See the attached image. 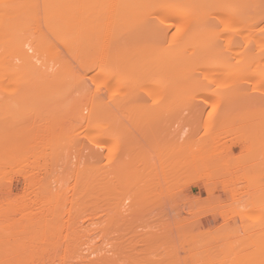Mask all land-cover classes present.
Here are the masks:
<instances>
[{
	"label": "rangeland",
	"instance_id": "1",
	"mask_svg": "<svg viewBox=\"0 0 264 264\" xmlns=\"http://www.w3.org/2000/svg\"><path fill=\"white\" fill-rule=\"evenodd\" d=\"M0 1L4 3V5H2L3 3L1 4L0 2V15H2L9 9L11 0ZM16 1H19V5L16 4ZM16 1V8L22 7L20 4L22 2H26V4H28L27 2H32L31 7L30 4L29 7L26 6L27 8H34L32 12L33 19L31 18L32 20H30L27 18L29 22L27 19L24 20L22 18L25 23L21 21L23 25H18L19 27L21 26L20 29L22 27L25 29V25L27 24V30L25 29L26 32H21V34L25 33L23 36H26V42L34 46V50L31 49L32 51L29 50L28 53L32 55L31 57L29 54L30 58H33L32 60H34L35 66H41L40 68L44 70L41 71V73H45L46 71L45 75L50 74V77L52 76L51 73L53 74L56 70L60 69L61 71L64 69L63 71L69 73L68 76L70 78L66 74L65 76L67 79L65 78V80H63L61 78V84L59 83L60 80L54 82L56 78L54 79L53 75L54 80L52 83V77L46 79L48 80L45 81L47 84L40 81L42 79H40L38 83L35 82L36 84H40L38 85L40 87H38L35 83H31L34 76H31L32 78L28 76L25 81H29L33 85L35 84L33 90L34 94L39 90L42 93L38 92L37 94L43 96L40 95V97L36 94L23 99L19 97L25 96H19L18 99L20 100H17L14 97V92L22 88V80L17 79H20L19 74L22 75L24 72H19L16 69H18V67L20 68L21 65L23 67L22 62L24 63V61H22L21 58V60L19 59L17 50L14 48V50H12L10 47L7 49L8 46L5 47V44H7L5 38H0V44H3V46L0 45V57L3 61L9 60L7 62L9 64L11 61V63L15 64H10L11 66H15V72L7 76L9 79L6 77V80L4 79L5 81H2L3 83L0 82V211H5L4 218L0 222V264H237L239 260L240 262L238 264H251L254 261L255 263H261V257L262 260L264 258V112L261 111V107L257 106V108H260L259 110L261 112L259 110L253 111L251 105H249V108L247 105L245 106L242 103H237L240 106H236V110H231V108L233 109L235 107L230 106H228L229 109H227L226 105L228 102H226V95L221 92L222 94H220V97L222 99L225 96V98L222 99L224 101L222 102L217 95L216 97L219 98H214L215 102H211L213 105L211 103L208 106L206 105L207 110H205V114L203 113L204 115L202 118L198 117L197 113L194 114L189 111H186L188 113L184 114L181 110H178V113L172 112L174 108L172 109V107H169V109L171 108L172 110L166 109V111L168 110V114L165 112L168 116L165 115L164 112L161 113L164 116L162 122L159 120L160 127L157 123L154 124V120L151 121L154 115L149 112L148 114L151 115V119L149 120L150 116H147L148 114L146 115L144 112L145 109L142 111L141 108L138 109L141 110L138 111L140 114L136 113L137 109L135 111L132 110L135 112L132 114L133 117L131 116L132 121H130V119L128 120L130 116L127 117L125 113L120 114L117 112L122 117L121 119V117L114 112L117 115L115 119L118 118L117 122L119 121V123L116 124V122L112 121V124L110 122L111 119L114 120V117H111L113 116L112 113L106 110L107 112L104 111L106 115H99L101 110L99 113L97 112L99 110L95 106L96 104L91 103L90 96H87L85 93L79 94V91L77 92L79 88L76 87V81L80 78V75L85 73V71H82L80 63H78L79 57L77 59V56H79V53H77V46L74 45L69 47L71 49L74 47L77 52L74 53L75 50L69 51L66 45L63 44L65 41L63 42L62 39L58 37L55 38L48 28V21L46 20L45 23V0ZM12 2L14 1L12 0ZM228 2L231 3V6H235V1L229 0ZM228 2L227 4L229 5ZM24 6L23 3V7ZM231 6L228 7L230 11H232L231 13L237 16L240 12L239 14L241 16L239 15L236 18L229 12L226 13L225 11L226 14L222 12L224 14L223 16L229 14L233 19L235 18L232 20L229 16H226L227 18L223 17L220 11L217 12L220 17L213 13L215 15H213L212 18H215V21L219 19L218 24L220 23L222 25V29L232 25L236 27L241 24L247 25L244 22L251 20L250 16H247L251 14L249 13L250 10L255 12L256 10L261 11L264 9V0H251L250 5H248L250 7L249 14L240 11V8H236L237 5L234 8ZM228 8H226V10H228ZM32 9L30 11H32ZM232 9H234V11ZM105 17H107V14ZM236 19L239 22H236ZM107 22L108 19L103 23H106V25L111 23V21ZM225 24L228 25L226 26ZM259 24L260 22L254 24L255 28L252 30L257 31L259 28H264L263 21L262 24H260L261 26ZM255 25H257L258 28ZM242 26L243 25H241V27ZM252 30L250 31L252 32ZM246 31L247 29L242 31L241 36L245 37L244 33ZM178 32L179 28L174 27L170 35L174 37ZM248 34H250L249 30L246 32V36ZM15 36L25 42V39L23 40V37L18 31L15 33ZM70 37L74 38L77 37V35ZM104 38L105 37H103V40L106 41V38ZM57 39L63 43H60ZM71 39L70 41L73 40ZM95 40L94 45L97 46L98 44L99 50H97L101 53L93 48L92 54H95L94 52L97 51L96 55L100 57L99 60L101 61L104 54H108L110 50H106V45H104L106 42L102 40V37L99 43H96ZM69 45L72 44L69 43ZM26 48H28V46H26ZM103 50L107 53L103 52ZM76 53L78 54L77 56ZM101 54H103V56ZM19 55L21 57V54ZM97 56L96 58L93 57L96 59L93 61L98 63L99 60ZM188 56L185 58L186 60L190 59ZM263 58L264 57H262V60ZM134 60L133 63L136 62L137 59L134 58ZM29 62L31 64L33 63V61ZM260 66L264 68L262 64H260ZM260 66V69L256 67L258 71L256 69H254V71L256 70L259 74L261 73V76L263 75L262 72L264 69L261 70L262 68ZM22 67L20 69H22ZM68 69L70 71H68ZM95 69L93 73L87 76L84 74L86 76L84 80L87 81L86 84L88 83L87 86H89L88 88L90 90H95L94 92L98 93L100 88V92H102H99L100 95H102L101 97H103L104 101L106 100L109 102V97V100H107L105 95L107 93L108 96L109 91L106 87H100L99 84L103 80L100 81L102 78L100 75L102 74L100 72L101 70L98 71L99 67ZM210 70H207L209 75L213 70L215 72L210 76L206 73L205 77H202V80L207 76H209V78L203 81L204 83L206 81L208 82V80L209 83H211L210 81L212 79L213 82L219 84L221 82L216 81V79L220 80L223 78V86H226L228 83V85H230V83L238 81L237 78L240 80V75H238L239 77L236 76V80H234L233 76H230L228 73H226L225 76L224 71L217 72L212 68ZM57 73L59 74L60 72L57 71ZM95 73L99 74L97 75ZM219 73L223 76L221 77ZM94 74L96 76L100 75L98 81L95 79L96 76L94 77L95 82L94 79H92ZM255 74L253 78L247 77L248 74L247 76L245 75L248 81L246 80L247 82L245 81L243 84L248 83L250 85L254 83L252 80L255 79ZM13 75L15 77L17 75L18 77H16V80L12 81L10 76L14 78ZM61 75L63 74L61 73ZM77 75L78 78L76 79ZM229 76L230 78L232 77V82H229L231 80ZM60 77L58 76V79ZM227 78L228 82H226ZM249 78H251V82ZM256 78V80H261L259 75H257ZM243 79H245V77ZM241 81L239 82L242 83ZM63 82L69 83L66 84ZM102 82L105 85L104 81ZM30 83L29 86L31 85ZM48 83L50 85H48ZM55 83L57 84L55 85ZM60 84L62 86L64 84L66 87H59ZM69 84L71 86H69ZM141 84L143 83L138 85ZM138 85L137 88H139ZM144 85L146 88H152L149 89L152 95L149 91L145 92L146 88ZM144 85H141L143 88L140 87L142 91L145 90V93H142V95L146 94L145 96L151 98L150 101L147 98L149 102H147V100L145 101L149 104L152 103V106L155 105V107L156 101L159 102L161 100H159L157 94L161 95L160 98L162 97L163 99L167 97L164 95L165 93L167 95L170 94V91L172 93L173 90H175V87L172 89L170 84L169 89L165 88L167 90L166 92L163 88L164 85L161 84H156V88L155 84L153 86H150L148 83ZM259 85L251 84L250 87H252V91L250 92L255 93L254 87L257 88L258 86V92H256V94H264L263 84H261L262 86L260 85L261 87ZM69 87L71 88L69 89ZM75 88L78 94L74 92ZM160 88L162 90H160ZM261 88L263 89L260 90ZM28 89L30 90V88L27 87V92L30 93L32 88L30 91H28ZM55 89L59 94H55L57 93ZM141 89L139 91L140 93ZM11 90L14 91L12 92ZM51 90L53 93L55 91L54 95H57L56 99L58 100H56L53 95L52 97L54 98L47 96L48 93H52ZM155 90L157 91L156 94ZM28 93L26 96L29 95ZM153 93L155 95H153ZM4 94H10V96L13 94L12 97L15 99V103L13 102V105L6 102L4 103V98L6 96H4ZM80 95V99L82 95H84L82 99L86 101V104L83 103L84 100L82 99L81 102L83 104L78 101L80 100ZM262 96L264 97V95ZM262 96L261 98H263ZM48 98L49 100H55H46ZM154 98L158 99L154 101ZM231 103L232 102H230V104ZM89 106H92L93 109ZM159 111L158 116L155 115V121L158 120L159 117L162 119V116L159 115L164 109ZM169 111L170 113L172 112L171 116ZM247 111L250 113L248 114ZM225 112L229 115H225ZM256 112H258L257 115ZM107 113L110 114V116H108ZM128 113L130 114V112ZM235 113L237 116L234 115ZM240 113H242L244 117L240 115ZM244 113L251 117H246ZM144 114L147 116L148 120L152 122L151 124L148 123L149 121L147 118L143 116ZM253 115L256 116L254 117ZM124 116H126L127 119H125ZM241 116L243 120H239L242 119ZM226 117L228 119L233 117L234 119L232 118L227 122L228 119ZM137 118H140V121ZM246 118L249 123H247ZM255 118L258 120H254ZM143 120L146 122L144 123ZM165 120L169 121V124L165 123ZM170 121L173 124H171ZM230 121L232 124L235 123V125H232V127L227 126L231 124ZM236 121H238L237 124ZM109 122L112 127H114V123L115 125H122L121 127H114L116 130L109 127L112 130V135L114 131H116L115 134L118 132L116 136H119L116 138H114L115 135L114 137L110 135V139V136L107 137L105 134L108 129L106 125ZM135 122H137V128ZM142 123L145 125L148 123L147 125L150 127L151 125L153 127L154 125L157 126H155V128H150L144 125L143 127ZM140 124H142L141 128ZM144 128H146V130ZM147 128H150L152 131L148 129L149 131L147 133ZM160 128L162 130H159ZM222 128L224 130H222ZM155 129L159 132H156ZM144 130L146 131V135L151 133L149 134L150 136L143 137L142 135L145 133ZM127 132H129V135L131 134L129 138L124 135ZM141 133L143 134L141 135ZM154 134L157 135L155 136ZM216 134L219 135L217 139L215 138ZM125 136L129 140L131 139V142L133 139V145L130 144L131 142L129 140L128 143L126 139H123ZM154 137H156L155 140ZM105 139L106 141L110 139L111 141L108 140L110 141L109 144L113 146L104 144ZM117 139H119V141ZM83 143L90 146V148L92 147L95 151L98 149V152L101 151L100 153L104 154V160L101 158L102 163L95 161L97 159H95L94 154L96 152L94 153V150L93 153H90L89 151L91 150L86 151V149H83ZM88 146L85 148H88ZM127 147L130 148H128L130 153ZM175 149L177 150L175 151ZM81 150L83 151L82 153ZM200 151L202 152L200 153ZM85 152H88V154ZM113 152L116 154L114 155ZM160 152H163V154ZM126 153L131 154L129 159H126L128 154L124 157L121 156V154L126 155ZM98 154H96V156H98ZM200 154L201 156L198 157ZM86 155L92 156L90 158L91 160ZM174 155H176L175 158L177 159L174 158ZM130 158L134 160L130 162ZM113 159L117 163L119 161L121 162V160L124 161L119 171L116 170L118 168L117 165L113 164L115 163ZM143 159H146L145 163H148L147 165L145 163H143V165L140 163L144 161ZM179 160L180 163L178 162ZM37 161H39V164L36 163ZM127 162L130 164L128 163V165ZM133 162L134 164L136 162L134 169L139 170H136V174V171L133 173L132 169H127L133 168ZM118 164L119 166L121 165V163ZM144 164L146 166H144ZM160 164L162 166H160ZM99 165L101 167L102 165L108 167H102L101 169ZM111 165H113L112 168ZM148 165L149 167H147ZM98 168H100L99 171H97ZM108 168H110V171ZM169 169H171V171ZM114 170H116V172H114ZM122 170H126L125 173H127L123 177L122 175L124 172H122ZM128 170L131 172L128 173ZM112 172L114 173L110 176ZM104 173L105 176L108 175L109 177L106 176V179H104ZM115 173L116 176L119 175V177L115 178ZM131 173H133V175ZM94 177L96 178V183H94ZM97 180L98 183L100 181L99 184H97ZM105 180L107 182H104ZM105 183L108 185H104ZM99 185H101L100 189ZM95 187H97L99 191ZM151 187H153L155 191H152L150 189ZM150 190L152 193H155L152 194ZM117 205L120 209L117 208ZM105 206L108 207L106 208ZM109 206L111 210H109ZM113 211L114 213L118 211L119 215L118 213L114 214ZM2 225H4V227ZM260 234H262V236H260ZM250 238L252 240L254 239V241ZM250 241L253 242V244ZM240 242L242 245L245 242L244 246H242ZM235 243L238 245V250ZM250 246L252 248H250ZM244 247L247 251H245ZM255 249L256 252L254 251ZM257 250H261V256L257 255V253L259 254ZM247 252L249 254H247ZM255 258L258 260L256 261Z\"/></svg>",
	"mask_w": 264,
	"mask_h": 264
},
{
	"label": "bare ground",
	"instance_id": "2",
	"mask_svg": "<svg viewBox=\"0 0 264 264\" xmlns=\"http://www.w3.org/2000/svg\"><path fill=\"white\" fill-rule=\"evenodd\" d=\"M13 1L14 2H12V0H11V2L9 3L10 4L9 5V9L6 10V13L0 15V38L1 37L2 38H5L7 40V44H5V47L8 46L7 49L10 47V48H12V50H14V49L17 50L18 53L21 54V57H20V55L17 53L18 56H19V59L21 58L22 61H24V63L22 62L23 67L21 65L22 69H20L21 67L19 68L18 66H17L18 69H16L19 72H24L22 75L19 74L20 79H17V80H22V82H21L22 88L19 89V90H16V92H14V95H15L14 97L17 100H20V99H18L19 96H25V97H19V98L23 99V98H28L31 95L34 96L38 92H40L38 90L37 92L35 91L36 94H34L33 90H34L35 84L38 83L40 79H42L40 81H42V82L45 83V81H48L46 79H48L50 77L49 76L50 74L49 75L48 74L45 75L46 74V71H45V73L44 72L41 73V71H44L42 68H40L41 66L38 67V65H37L38 68L35 66L34 60H32L33 58H30V55L31 54L28 53L29 50H31V49L34 50V46L31 43L26 42L27 41L25 39L26 36L25 37L23 36L25 33L24 34L23 33L21 34V32H26V30H27L26 29V27H27L26 25L27 24L25 25V29L26 30L24 29V27L21 28L22 30L24 29L23 31L20 29L21 26L19 27V25H18V24L23 23L24 20H26L27 18H29L30 20L33 19L32 18V12L34 11L33 10L34 8L33 9L32 8H27V6L29 7V4H30V7H31V3L32 2H30V3L27 2L28 4H26V2H22V3H20L22 5V7H19V8L17 7L16 8V5H15V1L16 0H13ZM228 1L229 0H213V1L212 0H45L44 1V4H45L44 11L46 12L45 13V18H46L45 19V23H46V20H47L48 21L47 22L48 23L47 26L51 30V32L53 33V35L55 36V38L58 37L59 39H62L63 42L65 41L63 43L62 41H59L57 39L60 43L62 42L63 44H65L66 47L69 49V51H74L75 50L74 47H72V49L69 48L70 46H74V45L77 46V48H76V46H75V48L78 50V52L75 50L74 53L75 52L79 53V56H77L78 54L76 53L77 59L79 57L78 60L80 61V62L78 61V63H80L81 68H82V71H85V73H83V75H80L79 76L80 78H78V75L76 76V79L77 78L78 79L76 81L77 82L76 83L77 85L76 84L75 85H76L77 88H79V89H77V92L79 91V94L80 93L81 94L82 93L83 94L85 93L87 96H90L89 98L91 100V103L96 104L95 106L99 110L97 112L99 113L100 110H101V112L99 113V115L100 114L101 115L102 114L104 115L107 111H109L110 113H112L113 116H111V117H114V120H116V121H114L113 119H111V121H110L111 123H112V121L113 122H116V124L119 123V121L117 122V119L118 118L115 119V117H117V115H116L117 112L120 113V114L121 113H123V114L125 113L127 115V117L130 116V117H128V120L130 119V121H132L131 120V116H132L133 112L137 109V112L136 113L137 114H140V112H138V111H141V110H138V109H141V108H142V111H143V109H145L144 112H145L146 115L149 112L152 113L154 116H152L153 119L151 121L154 120L153 121L154 124L157 123V125H159V126H160V121L162 122L163 116H164L161 113L162 112H164V113L166 112L168 114V110L166 111V109H169V107H172V109L174 108L173 110L171 108L169 109L170 111L172 110V112H177L178 113V110L179 111L181 110V112H183V114H184V113H188L186 111H189V112H193L194 114L197 113V116L200 117V118H202V116L205 114L204 112H206L205 110H207V106L210 105L211 102H215L214 98H217L216 97L217 95L220 97L221 96L220 94H222V93L223 94L225 93L226 98H227V100L225 99L226 102H228V104L225 102L227 104L226 105L227 109H229L228 106H230V107H235L233 109L231 108V110H234V109L236 110L237 107L240 106L238 104H241L242 103L245 106L247 105L248 107H249V105H251L252 108H253L252 109L253 111H256V110H259L260 109V108H257V106L258 107H261V111L264 112L263 111L264 110V97L262 96L264 94H261V93L260 94H258V93L256 94V92H258L257 91L258 86H257V88L254 87L255 89L253 88L254 89V92L256 91L255 93L250 92V91H252V87H250L251 84H255V85H257V84L258 85L259 84L260 85L263 84V86H264V71L263 72L261 71L264 68L260 66V64H262L264 66V64H263L264 58L262 60V57H264V28H262V29L259 28V30H257V31L256 30L255 31L252 30V29L255 28L254 27V24H257L259 22H260V24H262V21L264 23V9H262L261 11L260 10L259 11L256 10L255 12L252 11V10H250V12H249V8L250 7L248 5H250L251 0H233V1H235V6L236 5L238 6V7L236 6V8H240V11L247 12L246 14L251 13V14L247 15V16H250L251 20L248 21V22H246L244 20L245 22L244 21L243 22L246 23L247 25L241 24V25H243L242 27H241V25H239L237 27L235 25H234L235 27L232 25V26H228L227 28L222 29V27H221L222 25L220 23L218 24L219 19H216L218 21H215V18H212V17L215 14H217L219 16V13H217L219 11H220V13H222V12L225 13V11H226V13L227 12L231 13L232 11H230V8H228V7L231 6V3H229ZM16 2H17L16 4L19 5V3H18L19 1H16ZM227 2L229 3V5L227 4ZM2 3L3 2H1V4ZM23 3H24L25 6L26 5L27 6L26 7L25 6L23 7ZM232 4H234V3H232ZM2 5H4V3ZM194 6H196V7H194ZM235 6H233L232 8H234ZM32 7H34V6H32ZM226 8H228V10H226ZM31 9H32V11H30ZM196 9H197V11H196ZM232 10L234 11V9H232ZM213 13H215V14H213ZM235 13L237 14L236 11H235ZM239 13L237 14V16L235 14H232V13L231 14L234 15L237 18L240 15ZM106 14H107V17L108 18L105 17ZM223 15L224 14L222 13V16ZM222 16H221V18H222ZM226 16L227 17L229 16V18L230 17L232 18V16H230L229 14L226 15ZM226 16H223V17H226ZM22 18L24 20H22ZM29 19H27V21H29ZM105 19L106 20L108 19V22L111 21V23L109 24L107 22L108 25H106V23L104 24L103 22H106ZM234 19L232 18V20H234ZM224 20H226V19H224ZM21 21H23V22H21ZM237 21L238 20L236 19V22ZM251 23H253V24H251ZM103 24L105 26H107V27H105ZM232 24H234V23H232ZM21 25H23V24H21ZM244 25H245V27H244ZM255 26L257 27V25H255ZM16 27L19 28V29H17ZM103 27H105V28H103ZM174 27H178L179 28V32H178L179 35H178V33L175 34L176 36H174V34H173L174 37H172L170 34H171L172 29ZM219 28H220V30H219ZM245 28L247 29V31L249 30V33L250 34H248L246 36V32H247L246 31L244 33L245 34V37H243V36H241V33H242V31L246 30ZM250 30H252V32ZM17 31L23 37V40L25 39V42L22 41V40H20L17 36H15V33ZM76 35H77V37H74L75 39L73 37H70V36H76ZM67 36L69 37V39H68ZM100 36L102 37V40H103V37L106 38V41H104V40L103 41L106 42L107 44L104 43V45H106L105 46L107 48L106 50H108V51L110 50L108 52V54H106V55L104 54V56H103V54H101L103 56V58H101L102 59L101 61L99 60L100 57L96 55L97 54L96 52L99 50L98 49L99 46H98V44H97V46L94 45V40L96 38L100 37ZM100 38L99 39H96L98 41L95 40V42L96 43L97 42L99 43ZM70 39L73 42L70 41ZM74 40H75V42H74ZM68 41H70V42H68ZM76 41H77V43H76ZM8 43L11 44V45H9ZM69 43L72 44V45H69ZM74 43H76V44H74ZM0 45L3 46V44H0ZM26 46H28V48H26ZM93 48L95 50L98 49L96 52H94L95 54H92ZM258 50H259V52H258ZM103 52H105V50H103ZM99 53H101V52H99ZM105 53H107V52H105ZM2 55H4V54H2ZM33 55H35V54H33ZM95 55L98 57V60L100 62L98 60H97L98 63L96 61H93V60H96V59L93 58V57L96 58ZM187 56L190 59H187L186 60L185 58H187ZM31 57H32V55H31ZM134 58L137 59L138 61L136 60V62L133 63ZM8 61L9 60L3 61L2 58L0 57V82H2V81L4 82L6 80L5 78L7 76H9V75H11V74H13L15 72V66H14L15 64L14 63H11L12 61L10 60L11 61L10 64L11 65L14 64L13 66H11L9 63H7ZM29 61H31V62L33 61L32 64H34V65H32ZM7 64H9L10 66L7 65ZM196 66H198V67H196ZM259 66L262 68L260 71L263 73V75H261V76H260L261 73L259 74V73L256 72V70H257L256 67L259 68ZM98 67H99V70L98 71L101 70L100 72L102 73V74H100L101 77H102L100 79V81L103 79L102 81H104L105 85L103 84L102 81L99 84H100V87L101 86L104 87V88L106 87L107 90L109 91L108 92V96H107V93L105 94L106 97H107V100L110 99L109 102H107L106 100L105 101L103 100V97H101L102 95H100V93H102V92H100V88L99 87L98 88H99V92L100 93L99 92L98 93L97 92H94L95 90L94 91H92V89L90 90L88 88L89 86H87L88 83L86 84L87 81L84 80V77H86L87 75L93 73V70L95 68H98ZM211 68L212 69H215L217 72L224 71V75L225 76H226V73L230 74V76L232 75L233 78H234V80H236L235 79L236 76L239 77L238 75H240V80L237 78L238 81H236V82L233 83L232 82V79H231L232 77L230 78V76H229V79H231L229 82H232V83H230V85H228L229 84L228 83L227 84L228 86L227 85L226 86H223L224 85L223 82H222L223 81V78H221L223 75H221L219 73V75H221L220 78L222 80L221 79L220 80L216 79V81L221 82V83H219V84L218 83H215V82L212 81V79L210 81L211 83H209V80H208V82L206 81L204 83L203 81L207 80V78H209V76L213 72H215L213 70V72L209 75L208 74L209 72L207 73V70H210ZM40 69H42V70H40ZM254 69H256V70L254 71ZM20 70H22V71H20ZM63 70L60 71V69H59V70H56V72L53 71L55 74L54 73L52 74L51 71H50V73L52 75L51 76L52 77L51 83H52V81L55 78H56V80L54 82H56V81L58 82V80H60L59 83H61V84H62V79L63 80H65V78L67 79V77L65 75L67 74V76H68L69 73H65L66 71H63ZM57 71L60 72L59 73L60 75L57 73ZM68 71H70V70L68 69ZM252 71H254V72H252ZM210 72H211V70H210ZM255 72L261 78V80H260L261 82L259 80H256L257 79L256 78L257 75L255 74ZM61 73L64 76L61 75ZM99 73H95V74L98 75ZM206 73L209 76H207L204 80H202V77L204 78L205 75H206ZM95 74L92 76L93 78L92 77H90V78L94 79V77L96 76ZM247 74H248V76H247ZM254 74L256 76V77H254L255 79L252 80V81H254V83H251L250 85L248 83H247L248 85L246 83L243 84V82H245L246 80L248 81V79H246V76L253 78ZM53 75H54V79H53ZM100 75L99 76H96L97 78L95 77V79L97 81H98V77H100ZM241 75H242V77H241ZM243 75H244L245 79H243L244 78ZM28 76L29 77L34 76L35 79L32 78V77L31 78L33 80L31 81V79H30L31 83H35L36 82L34 85L31 84L29 81H25V80H27L26 77H28ZM58 76L59 77L61 76V77L58 79ZM217 76H218V74H217ZM10 77H11V80L13 81V80H16V77H18V76L16 75V77L14 76V78H12V76H10ZM217 78H219V77H217ZM95 79H94V82H95ZM250 79L251 78H249V81H250ZM35 80H37V81H35ZM239 81H241L242 83H240ZM54 82H53V85H54ZM70 82L72 84V81L71 80H70ZM226 82H228V78H227V81ZM29 83L31 85H33V86H31V85L29 86ZM63 83H66V82H63ZM67 83H69V82H67ZM140 83H143V84H141L142 86L144 84H147V83L150 86L151 85L153 86L155 84V88L157 86L156 84H158V85L159 84L164 85V87L163 86L162 87L164 88L165 92L167 91L165 88L169 89L170 88V85H171L172 86V89H173V87H175L174 88L175 90H173L172 93L170 91V94H167V95L164 92L165 93L164 95L167 96V97L166 98H163V99H162V97L160 98L161 95H158L157 94L159 100L160 99L161 100L159 102L156 101L157 103L155 102L156 103V107H157L156 108L155 105L152 106V103L151 104L147 103V102L150 101L151 98L145 96L146 94H143L144 96L142 95V93H145V92L149 91V89H152V88H148L147 87L148 88V90H147L146 86L144 85L145 88H146V91L145 90L142 91L141 88H143V87L141 85H138ZM45 84H47V82ZM56 84L57 83H55V85ZM61 84L59 85V87H62V88H63V86L66 87V85L63 84V86H62ZM36 85L38 86L40 84H36ZM48 85H50V84L48 83ZM137 85L139 86V88L141 87L140 88L141 89V93L139 92L140 89L137 88ZM69 86H71V85L69 84ZM27 87H29L30 90L32 88L31 91L28 89V91H30V93H32V94H30V93L27 92ZM38 87H40V86H38ZM70 88L71 87H69V89ZM161 88H160V90H162ZM263 88H261L260 90H262ZM57 89H59V88H57ZM72 89H73V87H72ZM14 90H11V91L13 92ZM42 90H44V89H42ZM55 91H56V89H55ZM55 91H54V93H55ZM48 92H50V91H48ZM48 92H46V93H48ZM56 92L57 93H55V94H59L58 91H56ZM74 92H76V88H75V91ZM27 93L29 94L28 96H26ZM40 93H42V92H40ZM54 93L52 91V93L51 92L48 93L47 96H50L51 98H54L55 97V99H56V96L57 95H54ZM149 93H151V91H149ZM149 93H147V94H149ZM156 93H157V91L155 90V94ZM43 94H44V92H43ZM155 94L153 93V95H155ZM253 94H255L257 96H255ZM7 95L8 94H4L5 101L3 100V98H2V100L4 101V103L6 102L8 104L10 103V104L13 105L15 103V99H13V97H12L13 94L11 96L9 94L8 95L9 98L7 97ZM38 95L40 96L41 94H37V96ZM52 95L54 97H52ZM151 95H152V93H151ZM41 96H43V95H41ZM83 96L84 95H82V98H84ZM87 96H86V99H87ZM261 96L263 98H261ZM80 97H81V95L79 96V99H80ZM108 97H109V99H108ZM145 97H146V99H145ZM147 98L149 99V101H148ZM158 98H156V99H158ZM224 98H225V96H224ZM224 98H222V99H224ZM55 99H51V100H55ZM81 99L78 100V101L81 102L82 100H84V99H82V100ZM156 99L154 98V101ZM217 99H216V102H217ZM220 99H221V97H220ZM8 100H10V101L12 100L11 101L12 103L10 101H8ZM46 100H49V98L46 99ZM51 100H49V101H51ZM56 100H58V99H56ZM145 100H147V102ZM223 101L224 100H222V102ZM229 101L232 102L233 104L232 103L230 104ZM85 102L86 101L84 100L83 103H85ZM88 102H89V100H88ZM89 104H90V102H89ZM211 104L213 105V103H211ZM150 107H151V109H150ZM204 107H206V108H204ZM262 107H263V110H262ZM90 108L93 109L92 106ZM149 109H150V111H149ZM163 109H164V111H161ZM132 110H134V111H132ZM157 110L158 111L159 110L161 111V112L159 111L160 112V115L159 116H162V119L160 117L159 118L157 117L158 120H156L157 121L156 122L154 118H155V115L158 116V114H159ZM90 111H91V109H90ZM104 111H106V112H104ZM131 111H132V113H131ZM170 111H169V113H170ZM219 111H221V110H219ZM250 111H251V109H250ZM97 112H94V113H97ZM102 112H104V113H102ZM114 112H116V113H114ZM128 112H130V114ZM230 112H232V111H230ZM260 112H259V114H260ZM113 113L115 114V116H114ZM166 113H165V115H167ZM171 113H170V116H171ZM199 113H200V115H199ZM246 113H244V114H246ZM249 113L250 112H248V114ZM257 113L258 112H256V115H257ZM89 114H91V113H89ZM145 114L143 116H145V118H147V116H150V118H149V120H150L151 119V115L148 114L146 116ZM259 114H258V116H259ZM107 115L110 116V114H108V113H107ZM225 115H229V114H227L225 112ZM234 115H236V113ZM240 115H243V114L240 113ZM118 116L121 117L119 114H118ZM139 116L143 117L142 115H139ZM230 116H231V113H230ZM248 116L249 115L246 114V117H248ZM124 117H125V119H127L126 116H124ZM243 117H244V115H243ZM243 117H242V119H239V120H243ZM249 117H251V116H249ZM90 118H92V117H90ZM135 118H136V116H135ZM145 118H143V119H145ZM232 118H229V119L227 118L228 119L227 122L230 119H232ZM121 119H122V117H121ZM137 119H139V121H140V118H137ZM147 120H148V118H147ZM166 120H168V119H166ZM166 120H165V123L169 124L168 123L169 121H166ZM254 120H258V119L255 118ZM254 120H253V122H254ZM89 121H91V120H89ZM133 121H135V120H133ZM231 121H230L231 124L228 123L229 125H227V126H229V127L231 126L232 127V125L233 126L235 125V123L232 124ZM246 121H247V118H246ZM110 122L106 125L108 127V129H110L112 127V125H111ZM145 122L146 121H144V123ZM237 122L238 121H236V124H237ZM241 122H243V121H241ZM148 123L151 124L152 122L149 121ZM148 123H146V125ZM170 123H171V121H170ZM239 123H240V121H239ZM247 123H249V121H247ZM135 124H136V128H137V122H135ZM142 124H140V128L142 127ZM171 124H173V123H171ZM224 124H222V125H224ZM144 125L145 124H143V127H144ZM157 125H154V127L151 125V127L152 128H155V126H157ZM117 126H119V125H115V123H114V127L117 128ZM121 126L122 125H120L119 127H121ZM147 126L150 127L149 125H147ZM107 127H106V129H107ZM114 127H112V129H114ZM116 128L114 130H116ZM150 128H147V133L150 130ZM108 129H107V132L105 133L107 135V137H109L110 135L113 136V137L115 135L114 138H116L117 136H119V135L116 136V134H118V132L115 134L116 131H114V130H113L114 131L113 132L114 134L112 135V133H111L112 130L110 129L111 130L110 131ZM144 129L146 130V128H144ZM145 130H144V132H145L144 135H142L143 133H141V135L143 137L144 136H150L149 134H151V133H149L148 135H146V131ZM159 130H162V129L160 128ZM222 130H224V129L222 128ZM150 131H152V130H150ZM155 131H156V129H155ZM103 132H105V131H103ZM156 132H159V131H156ZM127 134L129 135V132H127L124 135H126L129 138L131 134L129 136ZM158 135L161 136L160 134H158ZM111 136L109 137L110 139H111ZM126 136L123 139H126V142H128L129 139H127ZM217 136H219V135L216 134V136H215L216 139H217ZM121 137H122V135H121ZM121 137H119V138H121ZM99 138H102V137H99ZM167 138H169V137H167ZM110 139H107V141L105 139L104 144H109L110 141H111ZM155 139H156V137H154V140ZM98 140H100V139H98ZM108 140H110V141H108ZM117 140L119 141V139H117ZM219 140H220V138H219ZM129 141L131 142V139ZM106 142H108V143H106ZM133 142L134 141L132 139V142L130 144L133 145ZM100 143H101V141H100ZM114 143H117V142H114ZM90 144H92V143H90ZM118 144H119V142H118ZM110 145L111 144H109L108 146H110ZM157 145H155V146H157ZM87 146L88 145H85L84 144V148L83 149H86V151L87 150L88 151L91 150L89 152L90 153H93V150L94 149L92 147L90 148V146H88V148H85ZM111 146H113V145H111ZM129 146L132 147L131 145H129ZM157 147H159V146H157ZM128 148L129 147H127V149ZM129 149H128V152L130 151ZM177 149H175V151ZM97 150L98 149H96V151L94 150V153L96 152L94 154V156H95V159H97L95 161L96 162H99V163H102L101 162V158H103L104 154L102 153L103 154L102 155L100 153L101 151L99 150L100 152H98ZM114 150H116V149H114ZM201 150H204V149H201ZM82 152L83 151L81 150V153ZM201 152L202 151H200V153ZM85 153H83V154H85ZM160 153L163 154V152H160ZM169 153H171V152H169ZM196 153H197V151H196ZM86 154H88V152ZM96 154H98V156H96ZM115 154L116 153H114V155ZM127 154L128 153H126V155L121 154V156L124 157V156H127ZM90 155H92V154H90ZM90 155L89 156L86 155V156H88L89 159H90L92 157V156L90 157ZM130 155L131 154H128L127 158L126 157L125 158L126 159H129ZM94 156H93V159H94ZM100 156H102V157H100ZM175 156L176 155H174V158H175ZM200 156H201V154L198 155V157H200ZM99 157H100V160H99ZM50 158H52V157H50ZM175 159H177V158H175ZM49 160H51V159H49ZM102 160H104V158ZM133 160H134L133 158H130V162L133 161ZM143 160H144L143 162L142 161L140 162L142 165H143V163L146 162L145 161L146 159H143ZM180 160L178 161L179 163H180ZM186 161H187V159H186ZM113 162H115L113 164L117 165V168L118 169H116V170L119 171V168L123 166L122 165V162H124V161L121 160V162L120 161L118 162V163H121L120 166H119V164L116 161H114V159H113ZM160 162H161V160H160ZM36 163L39 164V161H37ZM128 163L129 162H127V164ZM138 163H139V161H138ZM138 163H137V165H138ZM133 164H134V162H133ZM133 164H132V167L133 168H127V169H129V170L132 169V172L134 173L137 170V169H134V167L136 165V162H135L134 166H133ZM141 164H140V166H141ZM145 164L147 165L148 163H145ZM145 164H144V166H146ZM50 165H51V163H50ZM149 165H151V164H149ZM149 165L147 167H149ZM182 165H183V163H182ZM97 166H98V164H97ZM112 166L113 165H111V168H112ZM160 166H162V165L160 164ZM172 166H170V167H172ZM102 167L103 168H106L108 166L104 167L102 165ZM102 167L100 166L101 169H102ZM100 168H98V170L97 169L96 170L99 171ZM183 168H184V166H183ZM147 169H149V168H147ZM96 170H95V172H96ZM108 170L110 171V168H108ZM116 170H114V172H116ZM123 170H122V172H124V174L122 175V177L125 174H127V173H125L126 170L125 171H123ZM129 170H128V173L131 172V171L129 172ZM169 170L171 171V169H169ZM222 170H224V169H222ZM137 171H139V170H137ZM137 171L135 172V174L137 173ZM114 172H112V174L110 173V176L113 175ZM163 172H164V170H163ZM133 173H131V174L133 175ZM107 174H109V173H107ZM120 174H122V173H120ZM169 175H171V174H169ZM104 176H105V173H104ZM106 176L109 177L108 175H106ZM106 176H105V178L104 177H102V178L106 179ZM114 176H115V178L119 177V175L116 176V173L114 174ZM165 176H166V174H165ZM120 177H121V175H120ZM95 179L96 178L94 177V180ZM104 182H107V181L105 180ZM94 183H96V180L94 181ZM99 183H100V181H99ZM99 183H98V180H97V184H99ZM102 185H103V183H102ZM104 185H108V184L105 183ZM99 186H100L99 187V189H100L101 188V185H99ZM95 188L98 189L97 187H95ZM99 189H98V191H99ZM150 189L152 191H155V190H153V187H151ZM146 190H148V189H146ZM152 191H151V193H152ZM153 193H155V192H153ZM105 207L107 208L108 206H105ZM109 208H110V206H109ZM117 208H119V206ZM109 210H111V208ZM1 211H0V222L3 220L4 215H5V213H4L5 211H3V210H1ZM115 212H117L118 215H119V212L118 211H115ZM125 212H127V211H125ZM113 213H114V211H113ZM117 213H114V214H117ZM2 226L4 227V225H2ZM259 232H260V230H259ZM261 232H262V230H261ZM255 233L258 234L257 232H255ZM260 236H262V234H260ZM256 237H257V235H256ZM254 238H255V236H254ZM241 241H242V239H241ZM252 241H254V239ZM244 243L242 245L241 242H240V244L242 246H244ZM251 243L253 244V242H251ZM235 244L237 245V243H235ZM236 247H237V250H238V245ZM263 247H261V248H263ZM250 248H252V247L250 246ZM257 248H259V247H257ZM244 249H245V247H244ZM241 250H242V248H241ZM248 250L250 251L251 249H248ZM245 251H247V249H245ZM254 251L256 252V249ZM260 251L257 250V252H259V254L257 253V255H260L261 254ZM238 252H237V254H238ZM255 252H254V254H255ZM241 253H243V252H241ZM247 254H249V253L247 252ZM237 256H239V255H237ZM243 256L246 257L245 255H243ZM258 259H256V261ZM263 260H264V258H263ZM263 260H262V257H261V261L262 262H263ZM239 262H240V260H239ZM239 262H237V264ZM243 262H244V260H243ZM252 262H253V260H252ZM262 262L261 263L260 262H258V263L256 262V263L257 264H262ZM253 263L256 264L255 261ZM253 263H251V264H253ZM263 264H264V262H263Z\"/></svg>",
	"mask_w": 264,
	"mask_h": 264
}]
</instances>
